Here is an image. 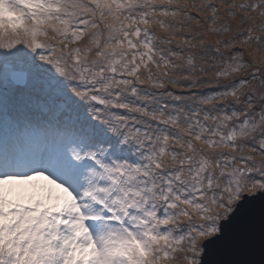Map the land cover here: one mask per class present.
<instances>
[{"label": "snow or ice", "instance_id": "1", "mask_svg": "<svg viewBox=\"0 0 264 264\" xmlns=\"http://www.w3.org/2000/svg\"><path fill=\"white\" fill-rule=\"evenodd\" d=\"M0 122V264H264V0H0Z\"/></svg>", "mask_w": 264, "mask_h": 264}, {"label": "rangeland", "instance_id": "2", "mask_svg": "<svg viewBox=\"0 0 264 264\" xmlns=\"http://www.w3.org/2000/svg\"><path fill=\"white\" fill-rule=\"evenodd\" d=\"M1 123V122H0ZM1 129H3V127H0V135L1 134H5V132L3 131V130H1Z\"/></svg>", "mask_w": 264, "mask_h": 264}, {"label": "water", "instance_id": "3", "mask_svg": "<svg viewBox=\"0 0 264 264\" xmlns=\"http://www.w3.org/2000/svg\"><path fill=\"white\" fill-rule=\"evenodd\" d=\"M256 259H259V254H257Z\"/></svg>", "mask_w": 264, "mask_h": 264}, {"label": "bare ground", "instance_id": "4", "mask_svg": "<svg viewBox=\"0 0 264 264\" xmlns=\"http://www.w3.org/2000/svg\"><path fill=\"white\" fill-rule=\"evenodd\" d=\"M1 130H3V131H4L5 129L3 128V129H1Z\"/></svg>", "mask_w": 264, "mask_h": 264}]
</instances>
